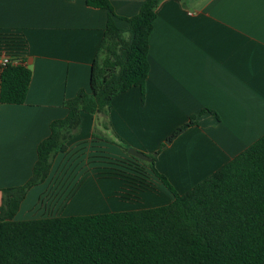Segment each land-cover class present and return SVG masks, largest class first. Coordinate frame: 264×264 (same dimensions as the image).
Returning <instances> with one entry per match:
<instances>
[{
  "label": "crops",
  "instance_id": "obj_1",
  "mask_svg": "<svg viewBox=\"0 0 264 264\" xmlns=\"http://www.w3.org/2000/svg\"><path fill=\"white\" fill-rule=\"evenodd\" d=\"M109 1L122 29L121 17L143 2ZM155 11L143 95L138 86L117 94L102 119L112 136L149 154L196 115L155 160L183 193L264 134V0H162ZM108 15L86 0H0V52L31 71L24 102H0V204L1 189L31 175L37 144L50 122L67 114L64 100L88 90ZM94 119L80 112L78 132L45 181L29 189L15 219L48 208L80 215L173 200L146 164L93 136Z\"/></svg>",
  "mask_w": 264,
  "mask_h": 264
},
{
  "label": "trees",
  "instance_id": "obj_2",
  "mask_svg": "<svg viewBox=\"0 0 264 264\" xmlns=\"http://www.w3.org/2000/svg\"><path fill=\"white\" fill-rule=\"evenodd\" d=\"M161 1L143 0L134 15L121 17L127 22L122 29L116 25L109 0H86L109 12L88 90L80 88L64 100L67 114L50 122L49 134L37 144L29 178L1 189L0 264H264V134L183 193L155 167L159 152L195 125L196 115L147 154L150 161L131 155L146 164L173 194L171 202L122 211L15 219L29 189L45 181L55 156L66 151L67 141L78 132L80 112L97 118L94 137L127 151L129 146L120 137L107 138L100 131L109 128V120L102 118L109 116L117 94L138 86L143 95L149 71L148 38ZM30 78L31 71L23 62L1 67L0 102L23 103Z\"/></svg>",
  "mask_w": 264,
  "mask_h": 264
},
{
  "label": "rangeland",
  "instance_id": "obj_3",
  "mask_svg": "<svg viewBox=\"0 0 264 264\" xmlns=\"http://www.w3.org/2000/svg\"><path fill=\"white\" fill-rule=\"evenodd\" d=\"M97 124H98L97 123V118H95L94 119V128H97L98 129ZM95 131H97V130H95ZM100 131L103 134L108 135V137H111L112 134H113V131L111 129H104V130L101 129ZM52 210L53 209H51V208L46 209V211L45 210H43V211L36 210L34 213H32V216L33 217H43V216L55 215L56 212L54 213V211H52Z\"/></svg>",
  "mask_w": 264,
  "mask_h": 264
},
{
  "label": "built area",
  "instance_id": "obj_4",
  "mask_svg": "<svg viewBox=\"0 0 264 264\" xmlns=\"http://www.w3.org/2000/svg\"><path fill=\"white\" fill-rule=\"evenodd\" d=\"M22 64V61L20 59H16L14 57H11L10 55L0 52V68L7 65V64Z\"/></svg>",
  "mask_w": 264,
  "mask_h": 264
},
{
  "label": "water",
  "instance_id": "obj_5",
  "mask_svg": "<svg viewBox=\"0 0 264 264\" xmlns=\"http://www.w3.org/2000/svg\"><path fill=\"white\" fill-rule=\"evenodd\" d=\"M127 153L140 159V160H144V161H150L151 160V157L148 156L147 154H145L144 152H141L139 150H136L135 148L133 147H128L127 148Z\"/></svg>",
  "mask_w": 264,
  "mask_h": 264
}]
</instances>
